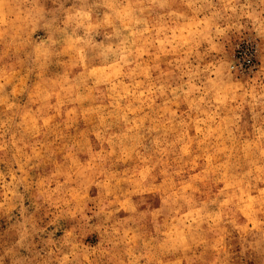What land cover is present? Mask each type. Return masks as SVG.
Returning a JSON list of instances; mask_svg holds the SVG:
<instances>
[{
  "label": "rangeland",
  "instance_id": "obj_1",
  "mask_svg": "<svg viewBox=\"0 0 264 264\" xmlns=\"http://www.w3.org/2000/svg\"><path fill=\"white\" fill-rule=\"evenodd\" d=\"M0 264H264V0H0Z\"/></svg>",
  "mask_w": 264,
  "mask_h": 264
}]
</instances>
